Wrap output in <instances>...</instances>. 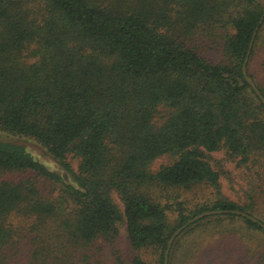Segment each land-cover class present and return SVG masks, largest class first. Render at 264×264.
I'll return each mask as SVG.
<instances>
[{
  "label": "trees",
  "instance_id": "trees-1",
  "mask_svg": "<svg viewBox=\"0 0 264 264\" xmlns=\"http://www.w3.org/2000/svg\"><path fill=\"white\" fill-rule=\"evenodd\" d=\"M263 13L264 0H0V264H162L172 233L208 211L228 213L183 230L168 264L182 239L192 257L215 242L227 264H264L251 215L264 106L241 71L258 27L246 72L264 98ZM218 152L245 169L242 205L221 193ZM198 189L212 198L176 202L172 222L153 194Z\"/></svg>",
  "mask_w": 264,
  "mask_h": 264
},
{
  "label": "rangeland",
  "instance_id": "rangeland-1",
  "mask_svg": "<svg viewBox=\"0 0 264 264\" xmlns=\"http://www.w3.org/2000/svg\"><path fill=\"white\" fill-rule=\"evenodd\" d=\"M0 139L7 140V137L0 135ZM11 141L23 145L35 159L44 163L50 169H58L53 164V162L47 156H45L44 151L35 143L26 140L11 139ZM211 156L214 161L218 163V165L224 171H226V174H224L220 178V187L222 195L228 200L242 205L246 200L245 191L248 188L245 169L238 168L235 166V163L226 160L223 153L221 152L213 153ZM70 162L73 170H76L78 161L72 159ZM169 162L170 159H168L167 157L159 158L154 161L151 166V170L153 172H156L160 166L166 165ZM153 192L156 200L166 208L167 216L170 222L174 221L177 215V212L174 211L175 207L172 208V206H174L176 202H181L183 204V207L188 208L196 201H202L205 198H212L211 194L209 193L210 190L208 189H198L188 192L179 190H154ZM259 210L260 212H254L251 213V215L254 216V218L255 216L256 218H259V214L261 216H264V204H260ZM118 241L119 251L121 252L120 254L122 255V257H124V260L128 261L131 253L128 251V248L126 246V239L124 237V233L121 234ZM193 241H195V238ZM178 246V250L180 251L176 254L174 253L173 258L170 259L171 264H189L195 260H197V263L200 264H227V260L224 261L220 258H223V255H227L230 251V249L226 247L223 248V253H215V251H217V243L210 242L209 245L205 244V248L201 251V254L192 257L193 253L196 252V248H199L198 246L195 247L193 243L183 244V239L182 242H180L179 244H175L174 248L177 250ZM212 248H214L215 250L213 251ZM213 254L219 255L218 260H215V258H213Z\"/></svg>",
  "mask_w": 264,
  "mask_h": 264
},
{
  "label": "water",
  "instance_id": "water-1",
  "mask_svg": "<svg viewBox=\"0 0 264 264\" xmlns=\"http://www.w3.org/2000/svg\"><path fill=\"white\" fill-rule=\"evenodd\" d=\"M263 19H264V13H263V15H262V17H261V19H260V21L258 23V26L262 23ZM257 30H258V27L255 29V31L252 34V37H251V40L249 42L248 49H247V52H246V55H245V58H244V61H243V64H242L241 71H242V75H243L245 81L249 84V86L251 87V89L254 91V94L257 96V98L260 100V102L264 106V98H263V96L258 91V89L256 88L254 82L247 75V72H246V64H247L248 56L250 54V50L252 48V44H253V41H254V38H255V35H256ZM226 213H228V212L227 211H208V212H204V213H201V214L193 217L192 219L188 220L184 225H182L181 227H179L178 229H176L172 233V235L170 236V238L167 241V245H166V248H165L164 254H163V263L162 264H168V256H169V253H170V249H171V247H172V245L174 243V240L189 225L193 224L194 222H196V221H198V220H200V219H202L204 217H208V216H212V215H221V214H226ZM230 213L235 214V215H238V216H241V217H245L247 219H250L253 222H257L255 219L251 218L250 216H248L247 214H245L243 212L231 211ZM261 227L264 229V225H261Z\"/></svg>",
  "mask_w": 264,
  "mask_h": 264
}]
</instances>
